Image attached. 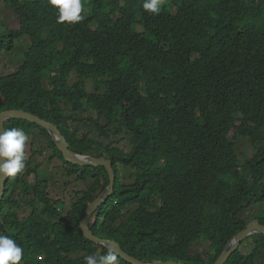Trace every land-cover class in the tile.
Listing matches in <instances>:
<instances>
[{"label": "trees", "instance_id": "trees-1", "mask_svg": "<svg viewBox=\"0 0 264 264\" xmlns=\"http://www.w3.org/2000/svg\"><path fill=\"white\" fill-rule=\"evenodd\" d=\"M82 3L84 19L61 24L48 0H4L19 29L0 33V57L8 61L24 39L25 47L15 72L0 76V113L18 109L56 123L63 116L51 100L84 124L83 134L62 132L76 154L112 160L115 190L91 216L95 237L147 263L215 264L246 230L243 214L264 204V0H163L171 7L159 15L144 10V0ZM150 38L155 48L137 46ZM229 65L239 67L234 75L222 72ZM73 71L87 82L71 86ZM13 127L34 134L33 144L41 143L38 130L50 160L64 161L70 177L93 179L66 213L26 157L27 173L12 177L0 212V233L24 250L20 264H86L90 254H107L80 228L109 188L106 169L68 164L37 125L6 122ZM110 133L127 136L129 150L104 143ZM240 138L257 146L251 160L241 155ZM122 166L134 171L129 185ZM33 173L37 183L29 186L23 181ZM21 205L33 206L31 215L21 218ZM256 221L264 225V217ZM201 240L210 242L206 256L191 253ZM251 240V253L241 246L226 264H258L264 234ZM118 264L130 263L118 257Z\"/></svg>", "mask_w": 264, "mask_h": 264}, {"label": "clouds", "instance_id": "clouds-1", "mask_svg": "<svg viewBox=\"0 0 264 264\" xmlns=\"http://www.w3.org/2000/svg\"><path fill=\"white\" fill-rule=\"evenodd\" d=\"M48 3L54 9H56V12H58V15H57L58 23L63 24L67 22L69 24H77V23H80L84 19V17L82 16V12L84 11L82 0H48ZM173 3H174V0H173ZM142 7L144 10H146L147 12L151 14L159 15L160 13L163 14L164 11H166L171 6L164 4L163 0H144ZM149 41L153 43L155 42L151 38ZM187 43L192 44L193 40ZM228 67H230V69L227 70L223 68L222 72H229V74H233L235 71L239 69L238 66L229 65ZM84 79L85 78L82 75H79L77 72L73 71L71 73L69 84L71 86H75L76 84L87 82V80H84ZM88 89H89V86H88ZM49 101L54 107V109L59 111L61 115L63 116V118H61L56 123L48 122L46 120L41 119L40 117L36 115H33L31 113L29 114L37 117L43 123L45 122L47 125H50L52 128L55 129V132L50 128L43 127L42 125L32 123V122H29V123L37 125L38 127L46 130L51 136L53 142H54L56 133L66 131L68 129L79 128L82 130L81 132L83 134L84 124L80 120H76L72 117L71 113H69L71 112V109H66L65 111H61V109H59V107H57L54 102H52L51 100ZM8 111H23V110L14 109V110H8ZM3 112H7V111H3ZM3 112H1L0 114H2ZM16 120H21V119H16ZM8 121H13V120H8ZM6 122H5V130H0V182H3L4 180L10 177V183H11L13 180L12 177L17 176V174L19 173H22L21 176H25V174L27 173L26 170L23 171L26 167V163H25L26 157L29 161L30 167L33 168L34 170L37 169V165L33 163V160L36 156L42 154L39 152V150L43 149L46 146L44 145V142L42 141V139H40L37 136L39 135L41 138H45L43 137L41 132H39L38 130H35L34 133L38 137L41 143L33 144L34 142L32 141V139L30 141L29 137L31 138L34 137V134L28 135L22 128H18V127L6 129ZM69 146H70V150L74 152L72 150V146L71 145ZM45 149L50 150L47 147ZM33 151H35L37 154L33 155ZM68 164H71V163H68ZM38 166L40 168V165ZM81 168H88V167H81ZM90 168H95V167H90ZM42 173L43 172L40 173V177L42 176ZM32 176L35 178L36 183H37L36 174L33 173L31 174L30 177ZM23 182L27 184L25 180ZM7 192H8V189H7ZM6 196H7V193H6ZM23 256H24L23 248L9 235L0 233V264H20V262L23 259ZM86 264H118V256H117V253L113 251L112 249H109L107 254H101L98 251L96 254H90L86 257Z\"/></svg>", "mask_w": 264, "mask_h": 264}, {"label": "rangeland", "instance_id": "rangeland-1", "mask_svg": "<svg viewBox=\"0 0 264 264\" xmlns=\"http://www.w3.org/2000/svg\"><path fill=\"white\" fill-rule=\"evenodd\" d=\"M0 23H2V27L0 26V33L8 28L10 31H15L19 29V19L15 16L12 10L8 9L4 0H0ZM4 29V30H3ZM158 43L153 42H140L137 46L142 48L143 50H150L157 46ZM22 45V46H21ZM24 45V46H23ZM17 49L13 51L11 54L7 56L8 61L6 60V56L0 57V76L5 74L13 73L16 68L23 62L22 55L25 47V39L15 45ZM16 55V58H15ZM12 61V63H10ZM79 128H73V131ZM42 141L45 143L46 138H41L37 135ZM30 141L34 142V137H29ZM102 141L106 144H113L114 147H118L122 150H129L130 143L129 138L124 134H118L115 137L111 136L110 138H103ZM238 149L241 155L244 154L243 158L245 160H251L258 151L257 146L253 145L247 138H240L236 141ZM259 147H264V144H259ZM44 147V154H40L36 156L33 160L35 165H40V169L43 170L42 180L47 184V194L54 201H62L65 205L62 208L66 213L71 210V206L77 198V194L85 193L88 191L89 187L93 183V179L89 177L86 181H80L78 174L70 177L67 173L69 169L68 166L59 158L51 159L52 151L46 150ZM31 150V149H30ZM29 150V151H30ZM106 159V158H104ZM122 171L120 172L122 179H125L124 184L129 185L131 183V179L133 177L134 171L128 169L125 166L121 167ZM45 173V176H44ZM126 176L129 179L126 181ZM135 177V174H134ZM26 182L30 186H34L36 183L35 178L32 176L26 179ZM22 195V194H21ZM21 202L25 201V197L22 195L20 197ZM34 199V198H33ZM88 210V209H87ZM17 212L21 218L26 217L27 215H31L33 212V206L25 207L21 205L17 208ZM264 204H258L256 206L251 207V209L243 214L245 219L250 223L256 221L258 216L264 217ZM248 224V225H249ZM106 240V239H105ZM115 242V241H114ZM117 243V242H116ZM255 248L254 242H252L251 238L247 240V242L241 247L245 254L251 253ZM198 252L201 255L206 256L210 251V242L207 240H201L196 242L192 248V254ZM258 264H264V250L257 258Z\"/></svg>", "mask_w": 264, "mask_h": 264}, {"label": "water", "instance_id": "water-1", "mask_svg": "<svg viewBox=\"0 0 264 264\" xmlns=\"http://www.w3.org/2000/svg\"><path fill=\"white\" fill-rule=\"evenodd\" d=\"M16 119H21V120H24L27 122L36 123V124L42 125L43 127L50 128L55 132V129L52 128L50 125H47L45 122L43 123L37 117H35L29 113L23 112V111H7V112H3L2 114H0V130H5V122L6 121L16 120ZM54 142H55L56 146L59 147V149L62 151V153L64 154L65 159L68 163H71V164H73L75 166H79V167L103 166L107 170L108 176H109L110 181H111V186L103 197L106 196L107 198H109L113 194V182H114L115 178H114L113 170H112L111 166L109 165V163L94 159L91 162H89L88 164L84 165V164L80 163V161H79L80 157L70 150L69 145L63 146V145L57 143L56 138H54ZM9 183H10V177L7 178L6 180H4L3 182H0V211H1V208L3 205L4 198H5L6 193H7ZM107 198H105L101 203L97 204L96 208L99 205L103 204ZM100 199H98L96 201V203ZM96 203L90 209L88 208V210L86 211V213L84 214V216L81 220L80 228H81V231L83 232L84 237L89 241L95 242L98 246L100 244H103L106 247H108L109 249H112L113 251H115L117 253V256L119 258L125 259L130 264H146V263H142V261L135 258L134 256H130L129 254L124 252L118 243L111 241V240L98 239L94 236L93 232L91 231V229L89 227V222H90L91 216L94 213L95 209L93 211H91V210H92V208L95 207ZM255 228H260L259 229L260 231H264V226H260V224L258 222H256V223L252 224L247 231L242 232L239 235V238L243 239L245 236H247L253 230H255ZM237 248H238V246H235L233 249H231L229 251H224L223 254L220 256L219 260H217L216 264H224L226 259L231 254V252H234ZM154 264H175V263H154Z\"/></svg>", "mask_w": 264, "mask_h": 264}, {"label": "bare ground", "instance_id": "bare-ground-1", "mask_svg": "<svg viewBox=\"0 0 264 264\" xmlns=\"http://www.w3.org/2000/svg\"><path fill=\"white\" fill-rule=\"evenodd\" d=\"M55 138H56V141H57V143H59V144H61V145H63V146H66V145H70L69 144V142H68V140H67V138L62 134V132H59V133H56L55 134ZM76 155H78V154H76ZM79 157H80V159H79V161H80V163H82V164H88L89 162H91L92 160H94V159H96V160H100V161H104V162H106V163H109V165L111 166V168H112V170H113V173H114V178H115V180H114V182H113V193H114V190H115V183H116V176H115V171H114V169H113V162H112V160H110V159H104V158H96V157H89V156H83V155H78ZM96 167H103V166H96ZM110 179V178H109ZM110 186H111V181H110V185H109V188H110ZM109 188L106 190V192L109 190ZM106 192L101 196V197H99L98 199H100L97 203H96V201L98 200H96L94 203H93V205L96 203V205H95V207L94 208H92V210L91 211H93L94 209L96 210L97 208H96V206H97V204H99V203H101L105 198H107L106 196L105 197H103L105 194H106ZM113 195V194H112ZM111 195V196H112ZM110 196V197H111ZM109 197V198H110ZM108 199V198H107ZM106 199V200H107ZM105 200V201H106ZM92 205V206H93ZM102 205V204H101ZM92 206H90L89 207V209L92 207ZM94 210V211H95ZM256 222H258L259 224H260V226H264L263 224H261L260 223V221H254V222H252V223H250L248 226H247V228H246V230H244L243 232H245V231H247L248 229H249V227L252 225V224H254V223H256ZM260 228H255V230H253L250 234H248L247 236H245L243 239H240L239 238V235L242 233H239L236 237H235V239L233 240V243H231V244H229V246H231L230 248H228L229 246H227V248L224 250V251H229V250H231V249H233L235 246H238V248L234 251V252H231V254L229 255V257L231 256V255H233L241 246H242V244L247 240V239H249V238H251L252 236H254V235H256V234H264V231H260L259 230ZM97 238V237H96ZM101 246H105V245H103V244H100L99 245V247H101ZM106 247V246H105ZM108 248V247H107ZM109 249V248H108ZM223 251V252H224ZM223 252H222V254H223ZM221 254V255H222ZM220 255V256H221ZM131 256V255H130ZM228 257V258H229ZM136 258V257H135ZM220 258V257H219ZM219 258L217 259V260H219ZM227 258V259H228ZM227 259H226V261H227ZM217 260L215 261V264L217 263ZM140 261H142V260H140ZM226 261H225V263L224 264H226ZM142 263H146V264H154V263H175V264H184V263H182V261H181V263H178V261H172V260H169V261H163V260H157V261H154V263H147V261H142Z\"/></svg>", "mask_w": 264, "mask_h": 264}, {"label": "flooded vegetation", "instance_id": "flooded-vegetation-1", "mask_svg": "<svg viewBox=\"0 0 264 264\" xmlns=\"http://www.w3.org/2000/svg\"><path fill=\"white\" fill-rule=\"evenodd\" d=\"M40 153L44 154V148L39 150Z\"/></svg>", "mask_w": 264, "mask_h": 264}]
</instances>
